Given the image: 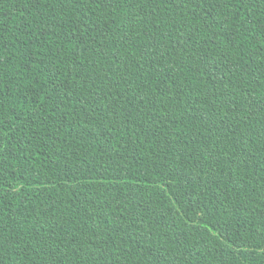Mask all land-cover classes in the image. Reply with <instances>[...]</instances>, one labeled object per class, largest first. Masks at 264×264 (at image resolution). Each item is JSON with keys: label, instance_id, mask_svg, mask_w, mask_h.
<instances>
[{"label": "trees", "instance_id": "16d2710c", "mask_svg": "<svg viewBox=\"0 0 264 264\" xmlns=\"http://www.w3.org/2000/svg\"><path fill=\"white\" fill-rule=\"evenodd\" d=\"M0 264H264V0H0Z\"/></svg>", "mask_w": 264, "mask_h": 264}]
</instances>
